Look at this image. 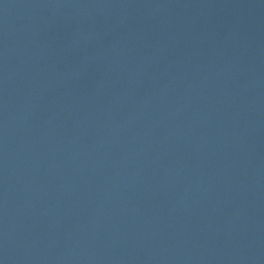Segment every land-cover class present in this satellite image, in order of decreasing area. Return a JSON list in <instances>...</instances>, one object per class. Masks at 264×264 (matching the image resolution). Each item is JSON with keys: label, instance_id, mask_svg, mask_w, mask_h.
I'll list each match as a JSON object with an SVG mask.
<instances>
[{"label": "water", "instance_id": "1", "mask_svg": "<svg viewBox=\"0 0 264 264\" xmlns=\"http://www.w3.org/2000/svg\"><path fill=\"white\" fill-rule=\"evenodd\" d=\"M0 264H264V0H0Z\"/></svg>", "mask_w": 264, "mask_h": 264}]
</instances>
